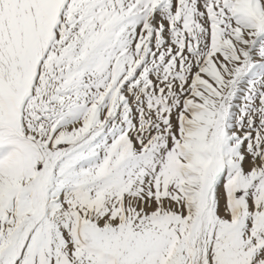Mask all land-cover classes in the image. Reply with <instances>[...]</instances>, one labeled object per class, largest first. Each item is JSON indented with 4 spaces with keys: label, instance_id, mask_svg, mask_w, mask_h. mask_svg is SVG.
<instances>
[{
    "label": "snow or ice",
    "instance_id": "snow-or-ice-1",
    "mask_svg": "<svg viewBox=\"0 0 264 264\" xmlns=\"http://www.w3.org/2000/svg\"><path fill=\"white\" fill-rule=\"evenodd\" d=\"M0 264H264V0H0Z\"/></svg>",
    "mask_w": 264,
    "mask_h": 264
}]
</instances>
